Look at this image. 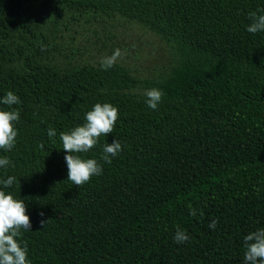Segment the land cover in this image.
<instances>
[{"label":"trees","instance_id":"1","mask_svg":"<svg viewBox=\"0 0 264 264\" xmlns=\"http://www.w3.org/2000/svg\"><path fill=\"white\" fill-rule=\"evenodd\" d=\"M258 9L264 0H0V99L21 101L15 146L0 149L12 162L0 180L19 184L0 190L26 204L32 227L18 239L31 264H244V237L264 228V32L246 31ZM93 17L137 25L172 59L140 74L70 56L63 31ZM96 103L119 118L81 154L102 174L76 187L59 134ZM178 228L190 241L174 242Z\"/></svg>","mask_w":264,"mask_h":264},{"label":"clouds","instance_id":"2","mask_svg":"<svg viewBox=\"0 0 264 264\" xmlns=\"http://www.w3.org/2000/svg\"><path fill=\"white\" fill-rule=\"evenodd\" d=\"M250 24L246 26V31L251 34L264 32V9L250 12L248 14ZM125 53L120 49H115L111 56L103 57L100 61L102 70H109L114 67L117 60ZM145 103L152 110H157L163 102L164 93L162 90L152 88L145 92ZM20 98L12 91L0 99V104L6 105L12 110H0V149L11 151L16 143L18 130L15 124L19 122V109L12 108L19 105ZM119 118V110L110 103H96L90 111L85 114V122L67 132H61L60 140L62 149L66 153L64 160L67 165V180L76 187H81L88 183L92 177L102 174V165L95 159L82 158L81 154L88 153L96 147L99 138L114 132L116 122ZM55 128L49 127L47 136L52 139L56 136ZM54 142V141H53ZM43 147V145H41ZM122 151L120 142L116 139L111 144L105 143L103 146L102 159L110 164L112 158ZM11 161L7 157L0 158V168L11 166ZM13 184H19L14 176L0 180V185L7 189ZM26 204L21 199H16L12 194L0 190V264H31L28 259L27 245H21L19 237L23 232L30 231L32 225L28 215H26ZM190 215L195 216L196 210L190 208ZM41 217L44 213H39ZM203 213H201V216ZM48 220L41 219L42 226ZM217 221L213 220L209 224L210 229L216 228ZM190 236L183 230L177 229L174 242L182 244L190 241ZM244 264H264V228L248 233L244 237Z\"/></svg>","mask_w":264,"mask_h":264},{"label":"rangeland","instance_id":"3","mask_svg":"<svg viewBox=\"0 0 264 264\" xmlns=\"http://www.w3.org/2000/svg\"><path fill=\"white\" fill-rule=\"evenodd\" d=\"M63 45L67 54L82 61H94L111 56L115 49L125 53L121 60L137 72L149 74L159 71L172 59L170 48L146 30L122 20H102L73 24L63 31ZM73 53V54H72Z\"/></svg>","mask_w":264,"mask_h":264}]
</instances>
